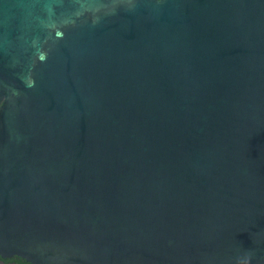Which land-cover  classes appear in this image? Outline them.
Here are the masks:
<instances>
[{
	"label": "water",
	"instance_id": "water-1",
	"mask_svg": "<svg viewBox=\"0 0 264 264\" xmlns=\"http://www.w3.org/2000/svg\"><path fill=\"white\" fill-rule=\"evenodd\" d=\"M264 264V0H0V259Z\"/></svg>",
	"mask_w": 264,
	"mask_h": 264
},
{
	"label": "flooded vegetation",
	"instance_id": "flooded-vegetation-1",
	"mask_svg": "<svg viewBox=\"0 0 264 264\" xmlns=\"http://www.w3.org/2000/svg\"><path fill=\"white\" fill-rule=\"evenodd\" d=\"M20 261V259L12 257L10 259H0V264H21Z\"/></svg>",
	"mask_w": 264,
	"mask_h": 264
},
{
	"label": "trees",
	"instance_id": "trees-1",
	"mask_svg": "<svg viewBox=\"0 0 264 264\" xmlns=\"http://www.w3.org/2000/svg\"><path fill=\"white\" fill-rule=\"evenodd\" d=\"M21 262V264H26L25 262H23L22 260L20 261Z\"/></svg>",
	"mask_w": 264,
	"mask_h": 264
}]
</instances>
